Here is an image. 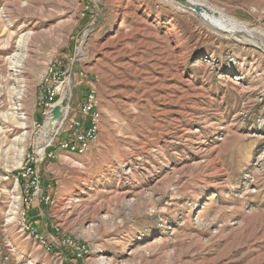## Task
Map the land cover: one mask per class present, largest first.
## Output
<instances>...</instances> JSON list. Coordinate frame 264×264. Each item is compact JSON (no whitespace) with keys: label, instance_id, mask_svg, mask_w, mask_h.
Segmentation results:
<instances>
[{"label":"rangeland","instance_id":"1","mask_svg":"<svg viewBox=\"0 0 264 264\" xmlns=\"http://www.w3.org/2000/svg\"><path fill=\"white\" fill-rule=\"evenodd\" d=\"M183 1L0 0V264H264V0ZM51 62L102 126L28 196Z\"/></svg>","mask_w":264,"mask_h":264},{"label":"built area","instance_id":"2","mask_svg":"<svg viewBox=\"0 0 264 264\" xmlns=\"http://www.w3.org/2000/svg\"><path fill=\"white\" fill-rule=\"evenodd\" d=\"M86 72L80 74L85 82ZM42 91L38 97V105L42 110L45 105L59 106L61 116L57 122L60 123V132L52 133L51 130L41 148L37 149L31 158H27V164L23 168L22 178L25 192L29 196L36 195L41 190V178L39 175V165L45 159H53V149L58 146H67L70 149L91 150L97 143L96 128H101L102 113L99 98L94 88H91L83 98V101H76L73 98L75 86L82 81L77 80L76 75L72 74L71 68L61 71L57 65L51 62L43 72ZM64 93V101L55 103V95ZM52 119V118H51ZM43 201L50 203V198L45 196ZM28 200L26 201V203ZM31 203V202H30ZM27 212L24 211L25 217ZM28 234L37 237L38 233L32 229V225L24 218L23 226Z\"/></svg>","mask_w":264,"mask_h":264},{"label":"water","instance_id":"3","mask_svg":"<svg viewBox=\"0 0 264 264\" xmlns=\"http://www.w3.org/2000/svg\"><path fill=\"white\" fill-rule=\"evenodd\" d=\"M170 1H173V2H177L179 3V5L183 8V9H190L196 13H198L199 15H201V17L203 18V20L207 21L210 19V18H206L208 17L207 16V13H205V11L198 5H195V4H192L188 1H183V0H170ZM211 24V23H209ZM212 25V24H211ZM215 28H217L216 26H214ZM61 116V109L59 106H55L53 111H52V119H51V122H57L59 120Z\"/></svg>","mask_w":264,"mask_h":264},{"label":"bare ground","instance_id":"4","mask_svg":"<svg viewBox=\"0 0 264 264\" xmlns=\"http://www.w3.org/2000/svg\"><path fill=\"white\" fill-rule=\"evenodd\" d=\"M206 18H209V17H206ZM218 21V20H217ZM213 25H216V27L218 28V29H230L228 26H226V22H224V21H222V20H220V21H218V22H215V24H213ZM223 32H227V30L226 31H224L223 30ZM54 109V108H53ZM53 111V110H52ZM51 118H52V114H51V117H50V119H49V121H51ZM56 123H53V125H52V127L55 125ZM51 127V126H50ZM64 148L65 149H67V150H69L70 152H72V153H82V154H84V153H87V152H79V150H74V149H70L69 147H67V146H64Z\"/></svg>","mask_w":264,"mask_h":264},{"label":"crops","instance_id":"5","mask_svg":"<svg viewBox=\"0 0 264 264\" xmlns=\"http://www.w3.org/2000/svg\"><path fill=\"white\" fill-rule=\"evenodd\" d=\"M85 95V94H84ZM98 95V94H97ZM99 98V97H98ZM102 126V125H101Z\"/></svg>","mask_w":264,"mask_h":264}]
</instances>
